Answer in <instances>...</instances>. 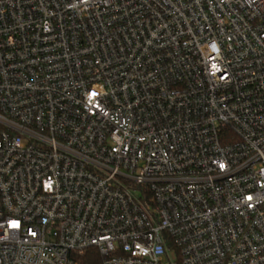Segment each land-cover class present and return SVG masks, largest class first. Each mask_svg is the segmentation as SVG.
Segmentation results:
<instances>
[{
    "label": "built area",
    "instance_id": "obj_1",
    "mask_svg": "<svg viewBox=\"0 0 264 264\" xmlns=\"http://www.w3.org/2000/svg\"><path fill=\"white\" fill-rule=\"evenodd\" d=\"M264 264V0H0V264Z\"/></svg>",
    "mask_w": 264,
    "mask_h": 264
},
{
    "label": "trees",
    "instance_id": "obj_2",
    "mask_svg": "<svg viewBox=\"0 0 264 264\" xmlns=\"http://www.w3.org/2000/svg\"><path fill=\"white\" fill-rule=\"evenodd\" d=\"M100 262V257L96 251H90L85 259L82 261V264H98Z\"/></svg>",
    "mask_w": 264,
    "mask_h": 264
},
{
    "label": "rangeland",
    "instance_id": "obj_3",
    "mask_svg": "<svg viewBox=\"0 0 264 264\" xmlns=\"http://www.w3.org/2000/svg\"><path fill=\"white\" fill-rule=\"evenodd\" d=\"M164 264H167V263H164Z\"/></svg>",
    "mask_w": 264,
    "mask_h": 264
}]
</instances>
